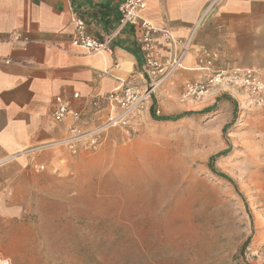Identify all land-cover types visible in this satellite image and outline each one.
Instances as JSON below:
<instances>
[{"label":"rangeland","instance_id":"obj_1","mask_svg":"<svg viewBox=\"0 0 264 264\" xmlns=\"http://www.w3.org/2000/svg\"><path fill=\"white\" fill-rule=\"evenodd\" d=\"M162 93L136 136L65 149L72 163L6 233L7 251L37 264H264V113L232 95L163 109Z\"/></svg>","mask_w":264,"mask_h":264},{"label":"crops","instance_id":"obj_2","mask_svg":"<svg viewBox=\"0 0 264 264\" xmlns=\"http://www.w3.org/2000/svg\"><path fill=\"white\" fill-rule=\"evenodd\" d=\"M124 1L0 0V264L42 262L7 251L13 243L5 235L26 225L45 187L50 181L53 186L54 178L58 185L60 170L71 162L65 149L53 145L67 137L72 125L70 118L62 124L52 118L55 97L70 100L77 111L87 109L89 130L98 123L91 121L89 98L121 82L142 85L147 79L137 30L120 23ZM73 15L85 20L98 41L114 35L112 53L93 55L74 47ZM141 17L178 40H191L188 55L161 88L169 92L161 94L163 109L182 104L184 85L205 77L201 58L216 55L214 70L264 69V0H147ZM15 32L27 40L25 48L11 43ZM156 59L166 69L173 59L162 36Z\"/></svg>","mask_w":264,"mask_h":264},{"label":"built area","instance_id":"obj_3","mask_svg":"<svg viewBox=\"0 0 264 264\" xmlns=\"http://www.w3.org/2000/svg\"><path fill=\"white\" fill-rule=\"evenodd\" d=\"M147 8V0H125L119 7L122 15L121 25H130L137 30V42L145 63L144 72L147 79L142 85L129 82L121 84L109 93L89 98L87 106L94 110L92 122L98 123L87 130V109L77 111L70 100L57 96L53 103L52 118L58 124L69 118L72 125L65 139L53 144L68 150L72 155L81 151H96L104 141L107 133L112 129L122 130L129 138L140 131V120L146 112L160 115L155 110L157 90L163 88L168 78L188 55L191 40L186 42L176 39L171 32L156 28L152 23L141 17V12ZM75 26L71 44L93 55L112 53L115 36L109 35L104 41L93 38L87 30V24L82 18L73 15ZM162 36L171 45L173 59L168 68L159 65L157 56L158 38ZM11 43L20 44L25 48L27 40H23L19 33L11 36ZM216 55L207 56L199 60L200 70L205 73L203 79L189 81L184 85L181 103L200 102L207 98H217L222 95H234L236 101L264 113V69L229 68L214 70ZM80 99L79 94L73 96ZM240 98V99H239ZM107 111L104 119L99 114ZM107 116V117H106ZM43 169V168H42Z\"/></svg>","mask_w":264,"mask_h":264},{"label":"trees","instance_id":"obj_4","mask_svg":"<svg viewBox=\"0 0 264 264\" xmlns=\"http://www.w3.org/2000/svg\"><path fill=\"white\" fill-rule=\"evenodd\" d=\"M226 99H227V98H226ZM154 115H155V114H154ZM155 116H156V115H155ZM184 116H185V114H182V115H179V116L174 117V118H171V117H162V118H159V119H157V120H158V121H163V122H175V121H179V120H181ZM225 154H226V152H223V153H220V154H218L217 156L211 158V162H210L211 164H209V165H211L210 168H211V170H212L214 173H217V172H216V171L214 170V168H213V165H212L213 161H214L217 157L223 156V155H225ZM219 176H221V177H223V178L229 180V178H228L227 176H223L222 174H219ZM229 181H230V180H229ZM248 242H249V241H247V242L245 243V245L243 246V249L247 247Z\"/></svg>","mask_w":264,"mask_h":264}]
</instances>
